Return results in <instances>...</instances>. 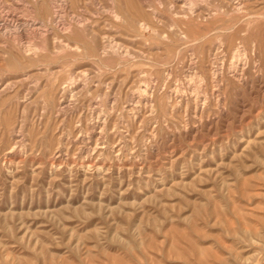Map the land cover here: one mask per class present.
<instances>
[{
	"label": "rangeland",
	"instance_id": "obj_1",
	"mask_svg": "<svg viewBox=\"0 0 264 264\" xmlns=\"http://www.w3.org/2000/svg\"><path fill=\"white\" fill-rule=\"evenodd\" d=\"M0 264H264V0H0Z\"/></svg>",
	"mask_w": 264,
	"mask_h": 264
},
{
	"label": "bare ground",
	"instance_id": "obj_2",
	"mask_svg": "<svg viewBox=\"0 0 264 264\" xmlns=\"http://www.w3.org/2000/svg\"><path fill=\"white\" fill-rule=\"evenodd\" d=\"M85 78V77H84ZM97 119V118H96ZM103 124V123H102ZM97 144V143H96ZM94 149V148H93Z\"/></svg>",
	"mask_w": 264,
	"mask_h": 264
}]
</instances>
